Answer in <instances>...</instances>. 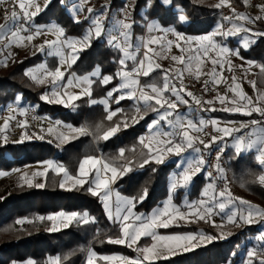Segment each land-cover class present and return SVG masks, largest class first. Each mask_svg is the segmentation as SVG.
I'll return each mask as SVG.
<instances>
[{"label":"snow or ice","instance_id":"6c2138e0","mask_svg":"<svg viewBox=\"0 0 264 264\" xmlns=\"http://www.w3.org/2000/svg\"><path fill=\"white\" fill-rule=\"evenodd\" d=\"M48 3L47 0L42 8L36 0H14V7L10 13L4 18V23H0V41L8 38V43L4 47H9L12 43L22 44L24 41L32 42L36 36L43 35L45 31L53 32L55 39L49 41L45 40L43 44L36 46V51L44 53L48 56L60 57L57 67L54 70H49L46 65H38L37 69L42 72V77L33 75L32 70H27L26 75L31 76L32 79L38 80L39 83H50L52 87L51 95L55 99H50L48 93H45L41 99L47 100L49 103L62 104L66 107L76 108V101L87 98L90 105L101 104L106 107L108 111L107 119L112 120L114 116L122 112L119 107L111 110V104L119 105L125 99L136 100L138 103L143 102L146 108L150 109L155 114L156 118L152 119L148 124V128L152 130V135L148 138L147 142L144 137H140L139 144H141L146 153L142 163L139 164L140 168L145 165L154 163L155 165H164L171 160L172 157H177L175 161L176 168L179 170L177 174L173 175L170 182V197L163 204L162 207L153 209L152 213L148 216L143 214H136L134 209L137 203H143L147 198V190L137 197L124 198L119 192L115 194V212H113V188L112 186L122 179L129 172L133 171V161L129 160L126 164L116 166L114 161L105 162L97 157H86L79 164L77 175H70L68 170L61 166H56L57 173H62L64 178L71 182L73 188H86V190L94 197H97L103 204L107 218L119 227V235L115 238L109 236L107 242L115 245H125L128 248H133L138 253L135 258L125 256H98L95 251H89L86 259V264H97V261L105 262H118V264H156L161 259H168V256L163 253L166 251L172 255H176L178 251L188 252L201 244L212 242L215 237L212 235H205L203 232L199 234H173V235H160L158 229H167L176 221L185 220L186 217L191 216L198 220L209 221L213 214H224L229 223L242 222L244 225H252L254 223L264 222V208L254 205L251 202L242 198L232 197L230 191L225 188L219 192L215 189L214 182L208 183L202 193V198L198 201L187 203L186 211H182L172 203L171 192L178 188L186 187L190 184L193 177L204 171L207 162L203 158V151L210 149L225 138H231L233 143L234 154L236 158H240L243 154L252 149H256V159L260 166L264 167V119L252 120L248 124H241L239 127L219 126V121L210 120L205 121L203 118L194 120L191 113L196 111L192 107L189 99L203 111H217L216 108H204V104L212 105L213 100L203 101L196 97L191 91H188L183 83V74L187 72L189 75L199 81L202 75H206L209 79L203 81L204 91L208 92L209 84L219 86L222 83H228L223 77L224 64L229 65L231 71L230 57H240V48L232 49L228 47L226 41L228 38L239 37V43L245 50L248 49L256 38H264V32H254L253 29L247 27V24H255L258 20H264V16H251L245 12H237L227 0H220L216 5L217 8L227 6L230 9L229 15H224L221 22L217 23L215 30L209 36L199 38L201 43L195 49H191L190 55L173 56L172 60L177 62L182 67L175 69H161L159 63L154 62V56L160 55L156 53L150 45H160L159 37H152L143 44L146 51L143 58L137 61L136 52L141 47L137 43L133 45L129 42V37L133 23H126L124 20L112 21V30L119 32L123 37V46L118 43L116 38H109L106 42L110 46L117 48L122 53L118 63L119 70L115 76H100L99 72H94L92 76L78 77L74 72H70L72 66L79 59L80 53L91 46L92 41L100 40L106 33L104 30V21L107 19L106 6H102L99 13H96L94 18L92 14L95 9L88 8L89 16H85V20L91 19L90 27L83 38L76 40L67 37L65 30L62 27H36L34 25L35 18L44 10H46ZM161 3L166 6H171V0H161ZM247 3V0H245ZM18 7L19 11L16 10ZM261 12H264V4L257 5ZM80 9H78L79 11ZM181 21L186 20L184 15H180ZM74 23H81V21L73 17ZM226 22V23H225ZM227 24V26H226ZM149 31L158 30L163 33L172 31L170 28L161 27L158 24H149ZM27 33V35H23ZM10 34V35H9ZM177 39H185L181 33H176ZM215 37H222L223 39L217 41ZM189 42L193 41L192 37L186 38ZM207 41V43H203ZM169 48L173 46L172 41H167ZM180 49L181 53L184 48L181 44L175 45ZM215 52V58L211 59L212 70L210 72L202 71L203 58L209 57V52ZM35 54V53H34ZM243 59V57H240ZM134 62L133 67L128 69V60ZM6 63V60L4 61ZM248 65H252L253 61H247ZM260 71L264 72V65L259 66ZM217 68L221 71L218 73ZM161 70L163 73L162 86L156 82L151 84L140 85V76L148 77L155 70ZM93 77L99 79L102 85H109L114 78H119L120 83L109 90L103 99H92V86L96 82ZM179 81V87H177ZM252 86L256 87V81H251ZM79 88V92L72 89ZM150 90V91H149ZM230 90L234 93L231 100L224 95H217L215 100H218L222 105L228 104L230 106L223 107L219 110L225 112L243 113L244 115L251 116L253 112L259 113L264 117V93H261L254 100L248 96L236 83V78L232 77V84ZM137 92L139 95L137 96ZM167 94V95H166ZM19 99V98H18ZM155 102L153 106L152 102ZM184 105L190 109L188 113H181L179 108ZM137 112L140 108L137 107ZM22 114H26L27 109L20 108ZM147 115V113H145ZM13 117H9L12 119ZM142 115L139 119L133 118V123H139V120L144 119ZM163 122V124L161 123ZM123 129H127L130 125L127 120L122 121ZM121 123L104 131L102 136L97 137L104 141L109 140L122 130ZM230 124L233 122H229ZM212 125L216 132L222 133V136L212 135L209 140L201 138L200 134L205 132L208 125ZM22 129H27V122L18 125ZM9 127L8 119L4 121V125L0 128V133H4ZM166 129V130H165ZM245 130H248L247 132ZM53 129H49L52 132ZM99 131V128L97 129ZM74 135H65L60 133L58 139L61 143L68 142L70 139H77L79 136L88 134L85 128L70 129ZM255 136L253 139L252 137ZM42 138V137H41ZM31 139L30 136L21 134V140ZM5 142H7L5 138ZM224 149L221 148L217 153V163L215 165L216 172L221 174L220 178L223 179L224 169L221 167L220 155ZM125 149H120L119 154L123 157ZM196 154L193 156L192 154ZM193 161H195L193 163ZM97 165H101L98 167ZM48 166H52V162H48ZM156 171V168H153ZM110 173V175H109ZM43 175L44 173H36ZM34 174V175H36ZM207 176L212 181V172H208ZM27 173L24 174L26 179ZM29 186L31 181H26ZM259 183L264 185V175L259 176ZM43 187L42 184L36 185ZM61 188L65 187L64 182L60 184ZM212 193L209 196V193ZM238 201V203H237ZM41 219H44L41 217ZM49 221L53 222V226L49 229L51 232L59 231L56 221L63 228L69 227L71 224L76 223L80 225H87L94 223L95 218H89L87 213L80 214L77 212L59 213L58 215H50L47 217ZM215 225V221H211ZM142 237H150L152 240L151 245L140 247L138 242ZM224 238V237H221ZM257 241L261 242L262 247L252 248L247 251L246 259L242 264H264V231H261L256 237ZM235 254V253H233ZM28 264H33L29 261ZM49 264H61V258L56 257L50 260Z\"/></svg>","mask_w":264,"mask_h":264},{"label":"trees","instance_id":"16d2710c","mask_svg":"<svg viewBox=\"0 0 264 264\" xmlns=\"http://www.w3.org/2000/svg\"><path fill=\"white\" fill-rule=\"evenodd\" d=\"M148 3H150L148 13L151 17H159L166 25L174 24L180 31L205 32V29H210L215 18V14L212 15L213 12H216L212 0H172L170 7L164 6L161 0H137L136 14ZM176 7H182L185 10L191 20L188 24L179 20ZM54 19L65 28L67 35L80 33L85 25L84 23H74L66 8L60 4V0H54L49 8L36 18L40 22ZM257 24L264 30V20H258ZM89 51L90 53L97 51L98 54L109 59L117 55V52L106 42L99 40L93 43ZM241 54L245 58L258 60L264 64V38H258L249 49L241 48ZM31 60L32 57L28 56L20 61H15L6 70H0V107L16 101L18 96H21L22 103L35 105L39 112L53 115L52 113L59 110V107L41 99L44 86L33 83L24 73ZM111 63L115 64L114 61ZM79 66L78 62L75 69H78ZM263 81L264 75L259 80L261 85H264ZM133 136L135 137L136 134ZM59 154V147L48 142L8 143L0 147V171L10 170ZM62 157L63 155L60 158ZM227 157L235 186L238 184L254 198L264 203V188L260 186L257 178L260 166L252 158V155L230 159L227 153ZM153 168H156L155 172ZM173 168L174 164L158 166L150 163L142 171L129 172L116 183V186L125 194L137 198L146 189L147 198L143 203H138L136 209L138 212H150L168 196V179ZM176 200L181 202V197H177ZM61 210L88 211L89 215L95 218V222L87 225L73 223L56 232L41 229L20 238L2 240L0 241V264H7L12 259L25 260L28 257H33L37 264H46L48 255H59L61 264H82L88 248H93L97 253L105 255L122 253L131 258L138 255L133 248L107 242L109 236L115 237L119 234V227L112 224L111 220L107 218L102 202L92 196L86 188L76 187L68 190L51 184H46L43 187L22 186L15 188L9 195L0 199V227L5 224H13L16 218L26 213L37 212L45 215ZM263 224L264 222L246 225L227 239H218L191 251L177 253L166 260L157 261L156 264H237L241 261V250L245 249L244 242L256 235ZM195 229H197L196 226L181 225L167 229L160 228L158 231L170 234L189 232ZM150 239V237H143L138 245L142 246Z\"/></svg>","mask_w":264,"mask_h":264},{"label":"crops","instance_id":"0c3cea01","mask_svg":"<svg viewBox=\"0 0 264 264\" xmlns=\"http://www.w3.org/2000/svg\"><path fill=\"white\" fill-rule=\"evenodd\" d=\"M53 1L54 0H51V3H48L46 10L49 8V6L52 4ZM136 1L137 0H60V4L66 8L67 12L71 15L72 19L73 17H76L81 21V23L85 24L82 30L80 31V33H77L75 35H67L65 28L55 19L51 21H41V22L37 21L36 18L39 15H41L43 12H45L46 10L42 11L35 18L34 25L36 27H45V28L52 27V26L62 27L65 30V34L67 37H71L73 39L79 40L84 37V35L87 33L90 27V24H91V19L85 20V16H89L87 9L93 8L96 10L95 13L92 14V17L94 18L96 13L100 12L102 6H106L105 11L107 12V19L104 21L103 26H104L105 32L110 33V36L105 35L99 41L106 42L109 38H116L117 42L121 43V45L123 46L122 35L119 32L112 30V26H111L112 21L124 20L126 23L134 22L133 27L131 29V33H130L129 42L133 45H136L137 43L141 44V47L135 53L137 56L136 63H138L139 60L143 58V54L146 51V49L143 47V44L147 42L149 39H151L152 37H159L160 45L153 44L149 46L153 48V50L156 53H160V55L154 56V62L159 63L161 65V69H175L178 67H182V65H179L177 62L173 61L172 57L179 56V55H184V56L190 55L191 53L189 50L195 49L201 43L199 38L211 35V33L215 30L217 23L221 22V18L222 16H224V15H219L218 12H213L212 15L215 14V18H214L213 24L210 27V29H205V32H202V33H190L187 31L178 30L174 24H171V25L164 24L159 17H151L148 13L150 3H148L138 14H136V11H135ZM7 2L8 0H0V23H4L2 22L1 17H2L4 6ZM36 2L39 3L40 6L43 8L45 3H47V0H36ZM212 2H213V6L215 7L220 2V0H212ZM262 3H263V0H261V3L258 5H261ZM78 9L80 10L78 11ZM175 10H176L178 18L180 15H184L186 17V20L184 21H181L179 19L182 23L188 24L191 21L182 7H176ZM236 10L237 12L248 13L251 16H257V15L263 16L262 12L257 7V5H254V7L249 6L247 7V9H239V10L236 9ZM153 23L158 24L164 28H170L172 29V31L167 32V33H163L158 30L149 31L148 25L153 24ZM256 24H257V21L255 22V24H247L246 26L253 29L254 32H264V30L261 28L254 29L250 27L251 25L255 26ZM176 33H181L185 39L178 40ZM187 37H192L193 41L189 42L186 39ZM55 38L56 37L53 32L45 31L43 35L36 36L32 42L24 41L22 44L12 43L7 48L4 47V44L8 43V38H5L3 41H0V68L7 67L9 64H14L15 61H20L23 58L30 56L32 57V60L29 63V65L26 67L24 73H26L27 70L31 69L33 72V75H36L37 77H42V72L37 69V66L44 64L47 66L49 70H54L58 65L60 57L55 56V55L48 56L44 53L37 52L36 46L43 44L45 40L51 41ZM215 39L217 41H220L223 38L215 37ZM253 39H255L256 41L258 38L253 37ZM95 41L97 40L94 39L92 41L91 46L80 53L79 59L72 66V68L70 69V72H74L78 77L92 76L94 72H99L100 76H105V75L115 76V73L120 68L118 60L120 59L122 53L119 52L116 47L110 46L107 42L106 44L117 52L116 57L109 59L106 56H102L101 54H98L97 51L90 53L89 50ZM167 41L173 42V46L171 48L168 47ZM177 43L183 46L184 48L183 53H181L180 49L175 46ZM203 43H207V41H203ZM226 43L228 47L232 49L240 48V57H243V59H241L240 57H235V56L230 57L231 67L234 69L237 75L236 83L240 85L241 89L248 96L252 97L255 100L259 94L264 93V85H261L259 82L262 75H264V73L260 71L259 66L264 65V64L258 60L245 58L241 54L242 47L239 43V37L228 38ZM215 56H216L215 52L210 51L209 57L203 58V64H202L203 72L207 73L212 70L211 59L215 58ZM5 60H6V63L4 62ZM112 61H114L115 64H112L111 63ZM247 61H253L254 63L252 65H248ZM78 62L80 63V66L78 69H75V65ZM127 63H128V69L130 70L133 67L134 62L129 59ZM224 65H228V64L225 63ZM220 71L221 70L217 68V72L219 73ZM162 76H163V73L159 69L152 72L148 77L140 76L139 77L140 85L143 86L146 84H151L153 82H156L158 85L162 86L163 84ZM28 77L30 81H32L33 83L44 86V91L42 93V96L45 93H48L50 99H53V100L55 99V97L51 95L52 87L50 83L41 84L38 82V80L32 79L31 76H28ZM93 79L96 82L92 86V92H93L92 99H97V100L103 99L109 90L116 87L121 82L119 78H114L111 84L105 86L99 82L98 78L93 77ZM251 81H256L255 88L252 86ZM176 83H177V87H179L180 86L179 81H177ZM72 90L79 92V88H74ZM138 95H139V92H137V96ZM228 96L231 99H233L234 93L231 90H229ZM18 98L19 100H21V96H18ZM185 99H189L190 103L192 104V107L195 108L193 105V102L191 101L189 97L185 96ZM44 101L47 102V100H44ZM75 103L77 105L76 108L66 107L62 104H56L54 102L49 103L51 105H55L59 107V110L52 113L53 115L48 113L51 117H53L55 120L59 122L58 124L63 129V131L61 130L57 131L56 135L57 137L60 133H63L65 135H74V133L70 132V129H76V128H85L88 134L79 136L77 139H70L68 142L62 143V145L59 146V149H60L59 155L50 156L45 159L38 160L36 162H31L30 164L36 165V164H40L46 161V164L48 165L49 161H51L52 164L55 162H59L60 164L59 166L62 165L63 167H65L68 170L70 175H77L79 164L82 162V160L86 157L92 156V157L100 158L105 162L114 161L116 166L124 165L127 163V161L131 160L133 161L132 167H133V170L135 171L136 170L142 171L145 168L146 165L143 168L139 167V164L142 163L143 158H145L143 154L146 153L147 151L146 149H144V147L141 144H139V139L140 137H144L147 142L148 138L151 137L152 130L148 128V124L150 123L152 119H155L156 116L154 113L151 112L150 109L146 108L143 102L138 103L136 100L125 99L121 101L119 105L112 103L111 110H115L117 107H119V109L122 110V112L118 113L117 116H114L112 120L107 119L108 111L106 110V107L104 105H101V104L90 105L87 98L76 101ZM152 104L153 106H155L154 101L152 102ZM137 107L140 108L139 112H137L136 110ZM179 111L181 113H188L190 109L184 105H181L179 108ZM145 113H147V115H145ZM142 115H144L145 118L142 120H139V123L134 124L132 122L133 118L139 119V117ZM191 117L197 121L201 118H203L205 121L217 120L220 122L219 123L220 127H224V126L239 127L241 124H248L252 120L264 119V117H261L259 113H255V112H253L251 116L244 115L243 113L230 112V113L215 114L211 118H208L207 116H204L198 113L197 111H194L191 113ZM125 120H127V122L130 125L127 129H123V126L121 123L122 121H125ZM229 122H233V123L230 124ZM118 123H121L122 130L119 131L115 136L111 137L107 141L97 138L99 136H102L104 131H106L108 128L113 127ZM161 123L163 124V122ZM98 128H99V131H97ZM245 131L247 132L248 130H245ZM133 134H136V136L134 137ZM200 135L202 139L206 137V128H205V132ZM215 135L222 136L223 134L215 131ZM252 138L254 139L255 136H253ZM122 139L123 141H121ZM13 143H18V142H13ZM233 143L234 142L232 141L231 138H225L224 141L216 144V146H218L220 149L223 148L224 151L229 154L230 159H233V158L236 159V156L234 154V149L232 146ZM122 148L125 149L123 157H121L119 154V150ZM62 155L63 157L60 158ZM192 155L195 156L196 154L193 153ZM249 155H252V158L258 163L256 159V156H257L256 149L250 150L249 152L243 154L241 157H247ZM177 159L179 158L172 157L171 160L166 163V164H174V168L170 172L169 179H168V196L165 199L161 200L160 203L156 205L153 209L162 207L163 204L170 197L171 178L173 175L177 174V172L179 171L175 165V161ZM194 162L195 161H193V163ZM97 166L100 167L101 165H97ZM261 175H264V167L262 166H260V172L257 177L258 181H259V176ZM61 182H64L65 184L64 189L65 188L68 190L74 189L71 186V182L66 180L63 174H62ZM210 182H213V181L209 180L205 172V169H204V171H202L201 173L193 177L192 181L190 182L188 186L183 187V188H178L175 191L171 192L172 203L176 205L177 207H180L182 211L187 210L185 205L187 203L200 200L202 198V193L204 189ZM116 183L112 186L113 188V212H115L114 200H115L116 192H119L121 196L124 198L134 197L133 195L125 194L123 191H121L119 187L116 186ZM260 186L264 188V185L260 184ZM236 187H237V193L236 194L231 193L232 197L244 198L247 201H250L249 198L250 199H252V197L254 198L252 194L246 193L241 187H238V186ZM211 194L212 193L210 192L209 196H211ZM147 195H148V192H147ZM177 197H181V202H178L176 200ZM252 201L254 203H257V205L260 206L261 208H264V204L263 205L260 204L259 200H256L254 198ZM153 209L150 212H146V211L138 212L135 207L134 212L136 214H143L145 216H148L152 213ZM86 212L88 214V211ZM192 223L194 222L182 221L181 223H179L178 221H176L172 224V226H181V225L194 226V224ZM112 224L116 225L113 222ZM188 233H190V231L181 232V233H170L167 235L188 234ZM89 249H92L93 251H95L93 248H88V250ZM97 255L104 256L105 254L97 253ZM108 255L109 256H112V255L125 256L122 253H112Z\"/></svg>","mask_w":264,"mask_h":264},{"label":"rangeland","instance_id":"374dc122","mask_svg":"<svg viewBox=\"0 0 264 264\" xmlns=\"http://www.w3.org/2000/svg\"><path fill=\"white\" fill-rule=\"evenodd\" d=\"M233 1L234 0H228L227 2L230 3L232 7H234L235 9H238V10L239 9H247V7H249V6L254 7V5L245 3V0H237L234 4L232 3ZM260 3H261V1L258 4H260ZM258 4H256V5H258ZM262 4H264V0H263ZM215 9L219 15H223V14L229 15L230 14V9L227 6L221 7V8H216V6H215ZM262 14L264 16V12H262ZM259 26L260 25L256 24L255 26L251 25L250 27L255 29V28H259ZM11 65L12 64H9L7 67H2V68H0V70H6ZM28 105L29 104H24V103H22L21 100L18 99L15 102H11V103H8L7 105L3 106V107H0V128L3 127L4 121L6 119H8V123H9L8 129L4 133H0V147L5 146L8 143L20 141L22 133L31 137V139L24 140L23 142H32V141L33 142H48L50 144H54L57 147L61 146L62 145L61 140L57 138L56 132L60 131V130L63 131V129L58 124L59 122L49 115H47V117L57 124L56 127L55 126H47L45 124H42L39 126V130L33 131V130L22 129L21 127L18 126L19 124L24 122V119L23 120L17 119L18 116H22V117L24 116V114H22L20 112V108L27 109ZM9 117H13V118L9 119ZM49 129H53V131L49 132ZM5 138H6L7 142H5ZM23 142H18V143H23ZM59 165H60L59 162H55L52 164L51 167H49L46 164V161H44V162H42L40 164H36V165L29 163V164L17 166L13 169H10V170L0 171V199L9 195L11 193V191L15 188H19L22 186H29L28 183L26 182L27 180H30L31 185L34 187H37L36 185H40V184H42L43 186H45L46 184L59 185L60 186L61 181H62V174L57 173V171L55 170L56 166H59ZM25 173H27L26 179L24 178ZM36 173H44V174L38 175ZM34 174H36V175H34ZM71 186H69V187H71ZM237 186L240 187L238 184H237ZM245 192L248 193L247 191H245ZM236 193H237V191H236ZM242 199H244V198H242ZM253 199H254L253 197H252V199L249 198V200H250L249 202L257 205V203H254L252 201ZM260 204L263 205L264 203L260 201ZM185 211L187 212V210H185ZM62 212L63 213L77 212L80 214L87 213L86 211L85 212H78V211H65V210H61L59 212H53V213L51 212V213H48L45 215L39 214L37 212L26 213L25 215L16 218V221L13 224H5V225L0 227V241L20 238L22 236H25V235L31 233V232H36V231H39L41 229L49 230L53 226V222L49 221L47 219V217L50 215H58L59 213H62ZM88 214H89V212H88ZM41 217H43L44 219H41ZM88 217L93 218L90 215ZM182 221L194 222L192 224H194V226H196L197 229H195L194 231H190V234H199V233L203 232L205 235H212L213 237H215V239L213 241L218 240V239H227L235 231L241 230L246 226L242 222L229 223L224 214H213L209 221L198 220V219L191 217V216L186 217L185 220H179L178 222L181 223ZM211 221H215V225H213V223ZM56 225H57V227H59V229L63 228L59 223V219L56 221ZM261 231H264V224L261 226L260 231L257 232L256 235L250 237L249 239H247L244 242L245 243V245H244L245 249L241 250V253H240L241 261L238 262L237 264H242V261H244L246 259V253L248 250L255 247L259 251V249L262 247L261 242L257 241V239H256V237L258 236V234ZM158 233L160 235H167L164 233H160L159 231H158ZM115 237H113V238H115ZM221 237H224V238H221ZM151 243H152V240L150 239V241L148 243H145L144 245H142L140 247L151 245ZM207 244H209V243L201 244V246H204ZM133 247L135 248V247H137V245H133ZM89 251H93V250L89 249L85 253V256L82 260V264H86V259H87V255H88ZM180 252H183V251H178L177 253H180ZM163 254L168 256V257L173 256L172 254L167 253L166 251ZM260 254L264 255V252H260ZM112 256H121V255H112ZM56 257H59V255H55V256L48 255L45 263L49 264L50 260L53 258H56ZM129 258H131V257H129ZM29 261L33 262V264H37L36 260L33 257H28L25 260L12 259V260H9L7 264H28ZM97 264H110V262H105V261L100 260V261H97ZM111 264H118V262H111ZM225 264H231V263H225Z\"/></svg>","mask_w":264,"mask_h":264},{"label":"built area","instance_id":"2783aa9c","mask_svg":"<svg viewBox=\"0 0 264 264\" xmlns=\"http://www.w3.org/2000/svg\"><path fill=\"white\" fill-rule=\"evenodd\" d=\"M236 1L237 0H234L232 3L234 4ZM260 1L261 0H247V3L251 5H256ZM13 7H14V0H8V2L5 4L4 9H3V13L1 17L2 22H5L4 21L5 16L10 13ZM16 10L19 11L18 7L16 8ZM223 15H226V14H223ZM23 35H27V33H23ZM228 69H229V65H224L223 77L224 79L227 80L228 83H222L219 86L209 84L208 87L210 91L208 92L204 91V86H203V81L206 79H209L208 76L202 75L201 79L197 81L194 78V76L189 75L187 72L183 74V83H184L185 88L188 91L193 92L196 97L200 98L203 101H207V100L214 101L212 105L204 104L203 107L204 108L214 107L217 109V111H203V110H200V108L196 106L193 102V105L196 108V111L198 113L204 116H207L208 118H211L215 114L230 113V112L219 110L223 107H228L230 105L228 104L222 105L218 100H215L218 94L224 95L228 98V100H231V98L228 96V91L230 90V85L232 84V77L234 76L236 78L237 75L232 67H231V71H229ZM47 115L49 114L39 112L38 108L35 105H28L26 114H24L23 117L18 116L17 119L18 120L24 119V122H27V125H28L27 130H33V131L39 130V126L42 124H45L47 126L56 127L57 124L53 122L51 119H49ZM212 135H215V130L213 126L209 124L206 128V137L204 138L205 141L209 140ZM218 152H220V148L216 145H213L210 149L203 151V158L207 162V166L205 167V172L206 174L208 172H212L213 174L212 181L215 184L216 191L223 190L226 185L230 193L235 194L237 191V188L234 184L232 172L228 167V157L225 151H223V153L220 155V161H219L221 167L224 169V172H223L224 178L221 179L220 178L221 174L216 172L215 165L217 163L216 157H217Z\"/></svg>","mask_w":264,"mask_h":264}]
</instances>
